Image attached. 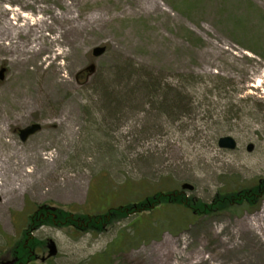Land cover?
I'll return each instance as SVG.
<instances>
[{
	"label": "rangeland",
	"instance_id": "rangeland-1",
	"mask_svg": "<svg viewBox=\"0 0 264 264\" xmlns=\"http://www.w3.org/2000/svg\"><path fill=\"white\" fill-rule=\"evenodd\" d=\"M15 42L25 51L13 49ZM95 47L106 50L95 56ZM16 58L27 62L18 66ZM2 68L4 172L13 173L10 139L24 152L21 173L42 176L44 186L24 188L1 211L0 259L27 232L57 248L46 262L37 251L30 264H181L198 249L212 255L215 229L235 242L216 263L264 264V197L258 206L212 215L162 204L98 233L30 228L28 221L41 204L102 213L185 182L194 186L185 197L210 202L218 190L264 179V0H0ZM139 69L181 91L179 107L162 111L147 95L116 104V92L132 86L123 82L127 71ZM102 75L108 95L99 89ZM33 124L39 130L22 140L21 130ZM223 135L238 147L219 148ZM248 222L260 226L252 241L241 233Z\"/></svg>",
	"mask_w": 264,
	"mask_h": 264
},
{
	"label": "trees",
	"instance_id": "trees-1",
	"mask_svg": "<svg viewBox=\"0 0 264 264\" xmlns=\"http://www.w3.org/2000/svg\"><path fill=\"white\" fill-rule=\"evenodd\" d=\"M127 70V69H125ZM127 77L125 81H132L129 84L123 85L122 89H125L124 94L121 91L116 92L115 101L116 104L125 102L128 98V103L134 101L135 96L144 98L145 95L151 96L150 103L154 101L158 102V108H165V112H169L173 108H178L180 95H184L181 91L171 89L169 85L160 86V82L155 80L156 77L149 75L145 71L140 69L132 72L127 71ZM86 74H89L87 71ZM91 74V73H90ZM148 74V75H145ZM95 75L92 73L90 76ZM125 75V74H124ZM122 75V76H124ZM149 76V77H146ZM104 75L100 76L99 89L106 95L109 94V87H111L109 80ZM103 80L104 82H102ZM118 79L117 81H119ZM157 82V83H156ZM188 82V81H187ZM120 83V82H119ZM136 91L137 95L135 94ZM112 95V94H110ZM125 98H123V97ZM121 97V98H120ZM137 101V100H136ZM183 105V104H182ZM183 108V107H182ZM107 132V131H106ZM184 191L180 190H159L152 196H146L142 200L135 203H127L118 205L116 207H109L105 212L102 213H80L73 212L71 210L64 209L60 206H54V211L49 212L48 204H41L29 215V225L31 227H37L40 225H51V226H70L74 227L79 232H104L107 228L111 227L117 221L127 218L130 215H139L143 212H148L155 207L162 204H174L184 208H191L192 213L212 215L215 212L229 211L237 208L246 209L258 206V203L264 197V179L258 181L254 187H237L232 190H218L213 196L210 202H203L202 200L193 199L184 196ZM199 204V207H193ZM55 215V218H54ZM38 221V222H37ZM26 229L23 230L24 233ZM24 240L17 242L13 248H11V255L9 259L17 258L15 264H29L31 261L35 262L36 249L44 250L45 240H39L32 238L24 233ZM37 245H39L37 247ZM45 251V250H44ZM99 258V257H97ZM52 259V258H51ZM50 259L46 260L49 261ZM94 264H103V260H94ZM102 262V263H101Z\"/></svg>",
	"mask_w": 264,
	"mask_h": 264
},
{
	"label": "bare ground",
	"instance_id": "bare-ground-1",
	"mask_svg": "<svg viewBox=\"0 0 264 264\" xmlns=\"http://www.w3.org/2000/svg\"><path fill=\"white\" fill-rule=\"evenodd\" d=\"M43 20H39L36 22L31 23L32 25H37V24H42ZM74 31V29H73ZM69 30H66L60 33V38L62 40L60 41L61 44H65L67 42V39L63 38L68 36ZM12 38H15V36H12ZM82 36L79 39L81 42L82 41ZM71 40V39H69ZM69 42V41H68ZM15 46L13 49H18L19 51L24 52L25 48L22 47L21 44H18L15 42ZM32 47H37L33 48V56L37 55L41 51L40 47V42L36 43ZM59 54H65L63 51L59 52ZM67 54V53H66ZM16 64L22 65L24 62H27L26 60H20L17 58L15 59ZM28 77V76H27ZM37 79V78H36ZM35 80V77L28 78L27 82H32ZM1 122V121H0ZM2 127L0 128V130ZM2 136V133L0 132V137ZM7 145L11 147L10 151L6 155L7 159L9 158L10 165L13 168V173L12 175H9V177L6 176V172H4L5 165H6V159H2L0 156V194H3L6 196L4 198V201H2L1 195H0V213L8 203V201H11L15 199L20 192L23 191L24 188L29 187L30 189L37 188V189H42L44 186V181L41 178H32L29 175H24L23 169H24V152H22L20 149H18L15 144L9 139L6 141ZM0 144H2V139H0ZM5 146V145H4ZM12 162V163H11ZM22 172V173H21ZM31 172V171H30ZM22 174V175H21ZM260 229V226L258 223L255 222H248L246 223L244 230L241 231V233L247 235V241H252L253 239H257V236L255 232ZM238 233V232H237ZM235 235V233H234ZM213 236L214 238H217V244L214 246L215 251H213L210 255V257L206 258L203 254L202 249H198V253H191L189 255H186L182 259L181 264H203L205 261H212L210 264H218L216 263L213 259L218 257L217 255L222 254L224 251L231 250L233 247H235V242L231 240V238H225L219 236L218 232L214 229L213 230ZM168 261V264H172L169 262V258H166ZM194 259V260H192ZM220 264V263H219Z\"/></svg>",
	"mask_w": 264,
	"mask_h": 264
},
{
	"label": "water",
	"instance_id": "water-1",
	"mask_svg": "<svg viewBox=\"0 0 264 264\" xmlns=\"http://www.w3.org/2000/svg\"><path fill=\"white\" fill-rule=\"evenodd\" d=\"M105 50V47H95L93 49V55L97 56V55H100L101 53H103V51ZM92 69V67H91ZM4 71L5 69L2 68L0 70V79H3L4 77ZM40 128V126L38 124H33V125H30L28 126L27 128L21 130V138L22 140H26V138L30 135V134H33L34 132L38 131ZM217 145L219 148H222V149H227V150H235L237 148V141L236 139H234V137L230 136V135H223V136H220L218 139H217ZM247 150L248 151H251L253 149V144L252 143H249L247 145ZM181 188L183 190H189V191H192L194 186L190 183H182L181 184ZM46 247H47V257H51V256H54L56 255L57 253V248H56V244L53 240L49 239L47 241V244H46ZM13 260H8L6 261L4 264H13Z\"/></svg>",
	"mask_w": 264,
	"mask_h": 264
},
{
	"label": "flooded vegetation",
	"instance_id": "flooded-vegetation-1",
	"mask_svg": "<svg viewBox=\"0 0 264 264\" xmlns=\"http://www.w3.org/2000/svg\"><path fill=\"white\" fill-rule=\"evenodd\" d=\"M48 208H49V212H53L54 211V206H52V208H50V206H48ZM54 218H55V215H54ZM46 242H47V240L45 241V248H44V250L45 251H47V249H46ZM44 250H41V249H36V251H34V253H35V257H36V252L38 251V252H41V261H45L46 262V260H48V259H50L49 257H47V256H45L44 255V253H45V251ZM9 260V259H8ZM7 259H4V257H1V259H0V264H4L6 261H8ZM14 262H13V264H15V262L17 261V258L16 257H14L13 259H12ZM34 263V262H33ZM30 264V263H29Z\"/></svg>",
	"mask_w": 264,
	"mask_h": 264
}]
</instances>
